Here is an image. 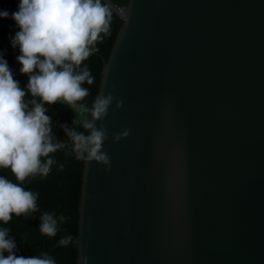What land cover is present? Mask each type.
I'll return each mask as SVG.
<instances>
[{
	"label": "water",
	"instance_id": "water-1",
	"mask_svg": "<svg viewBox=\"0 0 264 264\" xmlns=\"http://www.w3.org/2000/svg\"><path fill=\"white\" fill-rule=\"evenodd\" d=\"M105 2L123 107L96 122L111 169L85 159L78 264H264V0Z\"/></svg>",
	"mask_w": 264,
	"mask_h": 264
},
{
	"label": "clouds",
	"instance_id": "clouds-1",
	"mask_svg": "<svg viewBox=\"0 0 264 264\" xmlns=\"http://www.w3.org/2000/svg\"><path fill=\"white\" fill-rule=\"evenodd\" d=\"M0 17L8 18L9 12L0 11ZM11 18L20 29L11 43L19 46L17 61L22 65L14 67L13 72L27 74L29 82L26 92L0 56V169H10L20 182L0 176V222L4 224L12 220L13 214L38 211L39 194L21 185L32 176L47 177L56 164L51 154L66 147L53 134L45 104L64 102L76 112L73 123L85 131L62 126L72 141L76 159H94L108 170L110 157L102 147L109 134L103 123L97 126L96 122L107 117L114 101L117 109L123 107V100L111 92L98 95L91 108L81 103L90 94L83 85L94 83L84 61L99 51L96 45L110 34L112 9L105 0H20ZM28 93L32 99L26 101ZM128 134H116L114 140L118 142ZM59 167L63 169L64 165ZM64 221L63 215L57 219L55 213L44 212L40 231L54 237L58 223ZM9 233L10 229L0 228V264H56L48 253L17 256L15 240ZM71 242V236L58 241L61 246Z\"/></svg>",
	"mask_w": 264,
	"mask_h": 264
},
{
	"label": "trees",
	"instance_id": "trees-1",
	"mask_svg": "<svg viewBox=\"0 0 264 264\" xmlns=\"http://www.w3.org/2000/svg\"><path fill=\"white\" fill-rule=\"evenodd\" d=\"M116 6L123 8L127 6L130 0H111ZM20 0H0V11H8L9 17H0V35L3 44L0 48V56L5 59L22 89L27 92L29 76L27 74H17L13 72L16 66H22L17 61L20 50L19 46L13 47L11 40L20 30L16 22L11 18V13L18 11ZM124 24V19L115 14L112 10V21L110 34L104 36L102 42L96 47L98 52L94 53L89 59L84 61L94 77V83L83 86L89 89V96L81 103L91 108L95 98L99 95L102 83V72L104 61L108 60L117 36ZM38 72V70H37ZM26 101L31 100V94L25 97ZM39 100V98H36ZM48 109L46 115L50 116L52 121L53 134L60 142H65L66 147L52 155L56 164L47 177L32 176L27 178L22 187L38 193L37 205L38 211L16 216L13 214L12 220L8 224L0 222V228L10 229V237L15 240L17 256L32 257L41 256L48 253L56 264H78V242H79V207L83 183V172L85 160H77L73 151V144L64 131L63 125L69 129L85 131L82 126L74 124L76 112L66 103L57 102L54 105L45 104ZM87 134V133H86ZM63 164L61 169L59 166ZM0 176H5L14 183H20L16 180L10 169H0ZM44 212L55 213L58 219L60 215L65 217L64 222L58 223L56 236L48 237L41 233V216ZM65 236H71L72 242L67 246L59 245L58 241ZM8 255L7 252L4 253Z\"/></svg>",
	"mask_w": 264,
	"mask_h": 264
}]
</instances>
